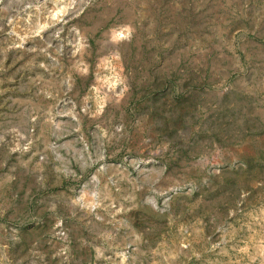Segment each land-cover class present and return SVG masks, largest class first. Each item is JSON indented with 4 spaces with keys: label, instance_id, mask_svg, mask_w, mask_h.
Instances as JSON below:
<instances>
[{
    "label": "rangeland",
    "instance_id": "374dc122",
    "mask_svg": "<svg viewBox=\"0 0 264 264\" xmlns=\"http://www.w3.org/2000/svg\"><path fill=\"white\" fill-rule=\"evenodd\" d=\"M0 264H264V0H0Z\"/></svg>",
    "mask_w": 264,
    "mask_h": 264
}]
</instances>
